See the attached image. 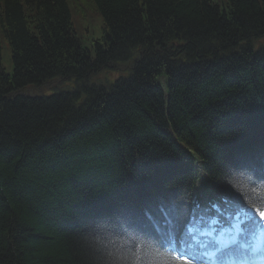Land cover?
Listing matches in <instances>:
<instances>
[{
  "label": "trees",
  "instance_id": "obj_1",
  "mask_svg": "<svg viewBox=\"0 0 264 264\" xmlns=\"http://www.w3.org/2000/svg\"><path fill=\"white\" fill-rule=\"evenodd\" d=\"M1 34L0 264H199L264 212V0H0Z\"/></svg>",
  "mask_w": 264,
  "mask_h": 264
},
{
  "label": "rangeland",
  "instance_id": "obj_2",
  "mask_svg": "<svg viewBox=\"0 0 264 264\" xmlns=\"http://www.w3.org/2000/svg\"><path fill=\"white\" fill-rule=\"evenodd\" d=\"M71 12H72V22L74 26V30L77 34V37L80 43L89 48L91 55L95 56V41L100 39L103 35L102 27H103V19L101 14L96 10H88L85 9L83 11L81 9L82 4L81 1H72L71 2ZM85 12V13H84ZM84 13V14H83ZM0 45H1V59L0 63L4 68L5 72L8 75L13 74V62L11 58V49L10 46L5 39V37L1 34L0 36ZM103 75H107L106 72L99 73V75L91 78L92 82H98V80H102L104 78ZM109 77V75H108ZM109 81H112V78H108ZM157 82L162 86L164 92H167L166 87V79L165 76L162 75ZM48 94V93H46ZM258 138V137H257ZM255 243H253V248L257 249V263L256 264H264V237L260 236ZM244 262L242 264H249L250 254L242 257Z\"/></svg>",
  "mask_w": 264,
  "mask_h": 264
},
{
  "label": "snow or ice",
  "instance_id": "obj_3",
  "mask_svg": "<svg viewBox=\"0 0 264 264\" xmlns=\"http://www.w3.org/2000/svg\"><path fill=\"white\" fill-rule=\"evenodd\" d=\"M260 216H261V217H264V212H261V213H260ZM182 258H184V257H182Z\"/></svg>",
  "mask_w": 264,
  "mask_h": 264
},
{
  "label": "bare ground",
  "instance_id": "obj_4",
  "mask_svg": "<svg viewBox=\"0 0 264 264\" xmlns=\"http://www.w3.org/2000/svg\"><path fill=\"white\" fill-rule=\"evenodd\" d=\"M51 90V89H50Z\"/></svg>",
  "mask_w": 264,
  "mask_h": 264
}]
</instances>
